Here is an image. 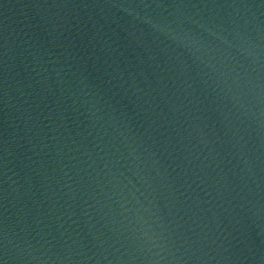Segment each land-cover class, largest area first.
I'll use <instances>...</instances> for the list:
<instances>
[{"label": "water", "instance_id": "1", "mask_svg": "<svg viewBox=\"0 0 264 264\" xmlns=\"http://www.w3.org/2000/svg\"><path fill=\"white\" fill-rule=\"evenodd\" d=\"M0 264H264V0H0Z\"/></svg>", "mask_w": 264, "mask_h": 264}]
</instances>
